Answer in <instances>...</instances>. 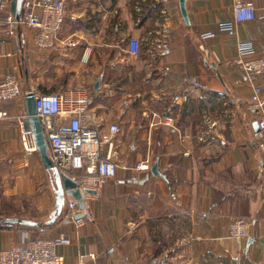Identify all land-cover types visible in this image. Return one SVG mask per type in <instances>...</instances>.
<instances>
[{"label": "crops", "instance_id": "obj_1", "mask_svg": "<svg viewBox=\"0 0 264 264\" xmlns=\"http://www.w3.org/2000/svg\"><path fill=\"white\" fill-rule=\"evenodd\" d=\"M242 1L253 3L254 21L233 20L235 0H186L187 25L179 0H64L55 49H37L30 29L0 40V79L13 72L24 86L30 66L36 86L28 92L85 87L95 111L121 128L102 151L117 175L95 194L82 190L93 217L76 224L66 214L74 198L64 191L58 211L53 171L28 151L20 123L28 92L0 105V250L26 235L64 234L65 264H162L159 254L173 264H264V141L254 135L264 104L251 103L264 75L251 82L235 62L237 41L251 47L249 58L264 46V0ZM108 36L124 41L119 50L103 42ZM130 37L139 40L138 57L126 49ZM146 158L162 175L134 169ZM238 218L249 223L240 241L228 236Z\"/></svg>", "mask_w": 264, "mask_h": 264}, {"label": "built area", "instance_id": "obj_2", "mask_svg": "<svg viewBox=\"0 0 264 264\" xmlns=\"http://www.w3.org/2000/svg\"><path fill=\"white\" fill-rule=\"evenodd\" d=\"M256 9L253 3L235 0L233 20L235 22L254 21ZM66 19L64 0H23L19 17L11 12L10 0H0V40L16 37L20 31L30 29L34 46L42 51L55 49ZM229 35L236 32L225 24ZM205 38L215 37L214 33L203 34ZM73 45L69 42V45ZM238 55L236 64L244 71L249 81L264 75V46L259 56L250 57L251 47L237 41ZM167 48V47H166ZM130 55L138 57L139 40L130 37L127 43ZM23 83L13 72L0 79V105L13 102L26 95ZM38 117L48 143L52 164L59 172L74 179L81 190H98L117 175L118 165L111 158L102 155L103 148L111 145L121 133L117 122H109L94 109V97L85 87H70L59 92L35 93ZM251 103L253 108L264 104V92L258 85L252 86ZM7 118L6 111H0V120ZM173 117H165V124H172ZM21 125L23 124L20 121ZM259 131L254 135L264 141V118L258 122ZM22 134L28 138L29 152L36 151L31 130L22 126ZM262 146V144H261ZM150 158L137 162L134 169L138 172L149 171ZM82 173V174H80ZM82 213V218L76 219ZM67 217L76 224L92 219L91 211L85 206L81 209L77 201L67 205ZM249 235V223L245 219H235L229 226V237L240 241ZM11 249L0 251V264H65V258L57 250L59 245L67 244L69 239L61 234L59 238L30 239ZM91 258H95L93 254ZM80 264H84L82 257Z\"/></svg>", "mask_w": 264, "mask_h": 264}, {"label": "water", "instance_id": "obj_3", "mask_svg": "<svg viewBox=\"0 0 264 264\" xmlns=\"http://www.w3.org/2000/svg\"><path fill=\"white\" fill-rule=\"evenodd\" d=\"M22 1L23 0H11V4H10L11 12L15 13L16 16L18 17L21 12ZM185 2L186 0H179V7H180V11H181V14H182V17L185 23L189 25L190 21H189L186 7H185ZM94 88L95 89L98 88V84L95 85ZM35 97L36 95L34 91L28 92L25 97L27 115L24 118L23 124H24L25 130H31L32 132L36 150H38L41 156L44 167L47 170L53 171V174L55 176L56 183H57V191L59 192L58 203H57L58 211L60 212L64 204V191L68 195H71L74 198V200L78 202V206L81 209H84L86 204H85L84 196L82 194V190L80 189L78 184L73 179H71L69 176L65 175L64 173L59 172L58 169L52 164V161L48 153V143L45 138V134H44L43 127L41 125V121L38 117ZM150 172H151V175H154V176L162 175V173L159 170L158 161H156L154 165L151 167ZM84 192L86 194L96 193V191L92 189H85ZM83 216L84 215L80 213L76 216V219L82 218ZM9 221L13 223L18 222L21 224H31L29 221L20 220V219H9ZM250 242H251V239L248 240V244Z\"/></svg>", "mask_w": 264, "mask_h": 264}, {"label": "rangeland", "instance_id": "obj_4", "mask_svg": "<svg viewBox=\"0 0 264 264\" xmlns=\"http://www.w3.org/2000/svg\"><path fill=\"white\" fill-rule=\"evenodd\" d=\"M104 43H109V42H111L112 43V45H115L117 48H118V50H119V48H121V46H122V43L124 42L122 39H120L119 38V36H108V37H104V41H103ZM27 70H29V78L28 79H26L25 80V82H24V86H23V88H24V91L25 92H28L29 90H31V89H33L34 87L33 86H36V84H33L32 83V80L30 79V76H31V69H30V66L28 67V68H26ZM60 83H58V84H53V86H52V89L53 88H57V87H60ZM91 86H92V84H90L89 85V88H91ZM96 191V190H95ZM93 217V216H92ZM239 219V218H238ZM240 219H242V218H240ZM174 230V232H175V230L176 229H173ZM160 232V230L158 229V228H156L155 229V231L153 230V235L154 236H156V235H158V233ZM173 232V233H174ZM154 236H152V238H154ZM228 236H229V233H228ZM60 237V235L59 236H57V237H54V238H59ZM38 238H42V237H38ZM54 238H42V239H54ZM231 238V237H230ZM68 244V243H67ZM66 244V245H67ZM65 244H63V245H59L58 247H57V250L59 249V247H63V246H66ZM19 246V245H18ZM14 247H16V246H14ZM151 247L152 248H154L155 247V245L153 244V245H151ZM171 247V246H170ZM11 248H13V247H11ZM11 248H8V249H11ZM2 250H6V249H2ZM2 250H0V251H2ZM59 251V250H58ZM160 255V254H159ZM159 255L157 256L158 258H157V261L159 262V263H162V264H166V263H168V264H173L174 263V261L173 260H171V258H169L168 256H166L165 257V259H159ZM169 258V259H168ZM173 262V263H172Z\"/></svg>", "mask_w": 264, "mask_h": 264}]
</instances>
